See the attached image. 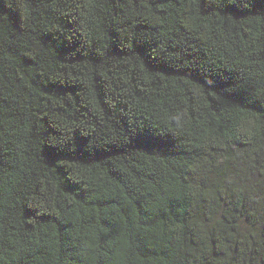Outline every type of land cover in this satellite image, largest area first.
<instances>
[{
	"label": "trees",
	"instance_id": "obj_1",
	"mask_svg": "<svg viewBox=\"0 0 264 264\" xmlns=\"http://www.w3.org/2000/svg\"><path fill=\"white\" fill-rule=\"evenodd\" d=\"M0 264H264V0H0Z\"/></svg>",
	"mask_w": 264,
	"mask_h": 264
}]
</instances>
